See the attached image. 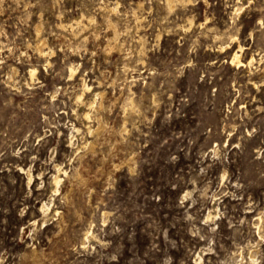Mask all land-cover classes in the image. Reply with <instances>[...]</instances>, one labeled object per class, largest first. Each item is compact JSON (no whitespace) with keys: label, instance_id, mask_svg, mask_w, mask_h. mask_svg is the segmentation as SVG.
<instances>
[{"label":"rangeland","instance_id":"1","mask_svg":"<svg viewBox=\"0 0 264 264\" xmlns=\"http://www.w3.org/2000/svg\"><path fill=\"white\" fill-rule=\"evenodd\" d=\"M263 62L264 0H0V264H264Z\"/></svg>","mask_w":264,"mask_h":264},{"label":"bare ground","instance_id":"2","mask_svg":"<svg viewBox=\"0 0 264 264\" xmlns=\"http://www.w3.org/2000/svg\"><path fill=\"white\" fill-rule=\"evenodd\" d=\"M175 1H178V2H181V3H191V1L192 0H167V3H168V5H169V8H171V7H173L174 5H175ZM105 9V8H104ZM135 15V14H134ZM110 16V15H109ZM136 16V15H135ZM137 17V16H136ZM138 19V18H137ZM79 20H81V17H76L75 18V21H79ZM61 24V23H60ZM108 24V23H107ZM109 25V24H108ZM115 25V24H114ZM39 26V25H38ZM63 27H64V25H63ZM71 27V26H70ZM72 28V27H71ZM114 29V28H113ZM115 29H116V27H115ZM37 30H38V28H37ZM114 31V30H113ZM116 31V30H115ZM114 34V33H113ZM117 37V36H116ZM113 39H116L115 37L113 38ZM45 42H43V40H39L37 43H36V50L41 54V55H43V54H45V52L46 51H44V49H43V44H44ZM108 46H110V45H108ZM242 50V45H240L239 44V49L237 50V51H234V53L232 54V56H231V58H230V63L231 64H233V65H236V66H238V67H240V66H244V67H247L248 68V70H250V67H251V65H252V63H253V61H254V58H253V56H251L247 61H242L241 60V54H240V52L239 51H241ZM48 52V51H47ZM262 58V57H261ZM264 63V62H263ZM251 71V70H250ZM30 74L31 75H33L34 74V70L33 69H30ZM73 72H74V70L72 69V68H70V75H72L73 74ZM245 80H246V84H250L252 87H258V83H257V81L255 80V76H254V74L252 73V74H248V76L245 78ZM84 88H88L89 87V85H87L86 83H84ZM96 94V93H95ZM98 95H99V97H100V95H102V92L101 93H97ZM104 94V93H103ZM78 98H80L81 100H83V98L81 97V96H79ZM100 101V100H99ZM86 104H88V102L87 101H84ZM100 102H102V101H100ZM96 103V102H95ZM99 104V103H98ZM93 105H96V104H94L93 103ZM100 105V104H99ZM98 105V106H99ZM91 106H92V104H91ZM100 107V106H99ZM100 109V108H99ZM98 109V110H99ZM98 119H100V118H98ZM99 121V120H98ZM99 122H101V121H99ZM102 123V122H101ZM101 123H98V126L95 128V129H92L91 128V126H86L87 127V130L89 131V132H93V131H97L98 129H99V127H101ZM125 128V127H124ZM123 131V130H122ZM98 132H100V131H98ZM97 132V133H98ZM87 142V141H86ZM87 145H90L91 147V149H92V146H93V142L92 141H90V142H87V144H86V146ZM85 147V146H84ZM78 148H79V146H78ZM89 147L87 146V149H88ZM88 150H90V149H88ZM55 168H56V170H57V172H56V174H54L53 175V177H52V183H53V185L56 187V185L60 182V180H61V177H60V174H59V172H60V170H61V168L58 166V164H55ZM27 179H28V181H30V179H31V174H29L28 176H27ZM41 211H42V213L43 214H46L47 213V211H48V209H49V207H48V204L47 203H43L42 205H41ZM54 211H57V210H54ZM215 215V213L213 212V211H210L209 212V214H208V217H213ZM215 217V216H214ZM86 237H88V231H86ZM33 250V249H32ZM34 252H36V251H34ZM35 254V253H34ZM249 259H250V264H257L256 263V261H255V258H254V255H253V253L252 252H249ZM196 260L197 261H200L201 260V256L200 255H197L196 256Z\"/></svg>","mask_w":264,"mask_h":264}]
</instances>
